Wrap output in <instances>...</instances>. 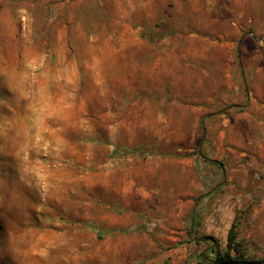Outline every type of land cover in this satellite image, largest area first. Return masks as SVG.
Listing matches in <instances>:
<instances>
[{
  "label": "rangeland",
  "instance_id": "rangeland-1",
  "mask_svg": "<svg viewBox=\"0 0 264 264\" xmlns=\"http://www.w3.org/2000/svg\"><path fill=\"white\" fill-rule=\"evenodd\" d=\"M233 220L263 257L264 0H0V264H204Z\"/></svg>",
  "mask_w": 264,
  "mask_h": 264
},
{
  "label": "trees",
  "instance_id": "trees-1",
  "mask_svg": "<svg viewBox=\"0 0 264 264\" xmlns=\"http://www.w3.org/2000/svg\"><path fill=\"white\" fill-rule=\"evenodd\" d=\"M202 131V122L200 123ZM204 132V131H203ZM139 149L130 148L125 149L123 152H132ZM204 161H207L213 165H216L222 172H224V166L222 161H217L207 157L200 149L196 151ZM203 240L213 241V246L208 251H201L198 253L199 260L204 264H262L264 263V256L255 258L247 256L241 249L240 243L237 240V221L233 220L231 223L228 234L227 243L225 248L215 241L211 235H204L201 237Z\"/></svg>",
  "mask_w": 264,
  "mask_h": 264
}]
</instances>
